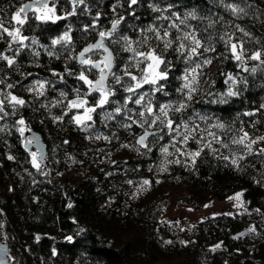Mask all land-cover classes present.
Instances as JSON below:
<instances>
[{
    "label": "trees",
    "instance_id": "1",
    "mask_svg": "<svg viewBox=\"0 0 264 264\" xmlns=\"http://www.w3.org/2000/svg\"><path fill=\"white\" fill-rule=\"evenodd\" d=\"M28 1L0 0V32L20 27L28 37L23 48L7 33L0 38V54L14 60L0 59V238L15 264H264V64L249 59L261 51L264 60V0H54L65 19L41 22L29 12L21 27L12 17ZM233 4L244 11L234 14ZM115 20L120 24L104 37L115 54L113 95L77 125L70 101L95 107L100 99L78 79L84 72L95 80L99 70L79 64L77 54ZM65 32L70 40L53 45ZM192 36L200 41L196 54ZM231 43L243 45L241 61ZM152 50L167 62L160 66L167 78L125 91L145 75L147 62L137 67L136 53ZM102 56L99 49L88 59ZM11 96L24 105L13 107ZM22 126L40 132L47 146L39 169ZM146 129L158 132L143 147L138 137ZM245 133L243 144L233 143ZM237 193L240 209L163 231L170 202L200 208Z\"/></svg>",
    "mask_w": 264,
    "mask_h": 264
},
{
    "label": "snow or ice",
    "instance_id": "2",
    "mask_svg": "<svg viewBox=\"0 0 264 264\" xmlns=\"http://www.w3.org/2000/svg\"><path fill=\"white\" fill-rule=\"evenodd\" d=\"M73 4H76V3H83L84 0H72ZM131 4H136L137 3V0H130ZM227 7L235 14V13H238V12H243L244 9L242 8H239L237 5H227ZM156 11H158V9H154ZM29 12H32L33 14V17L36 19V20H39L41 22H52V23H55L56 21H59V20H63L65 19L64 16H58L55 14V5H54V0H53V6L52 7H49V0H30V3L28 4H24L22 7H20L15 15L12 17V19L18 24L20 25L21 27L23 25H25L28 21V13ZM75 14V9L73 10V12L69 13L68 15H74ZM189 15H192L191 13ZM193 18H195L193 16ZM181 23H184V21H181ZM120 24V20H115L113 21L112 23V30L109 31V32H100L99 35L101 37H106V36H111L113 34V32L116 30L117 26ZM173 27H176V25H172ZM0 28H2V23H0ZM241 31H243L241 29ZM3 33H7V35L9 37H11V39L15 42H17L21 48L24 47L23 45V41L28 39V37H23L21 36L20 34V27H17L15 29H13L12 31H9L7 28H3V32H0V38H2L3 36ZM168 33L165 32V36H167ZM159 38V37H158ZM185 39H188L189 38V35L188 34H185ZM125 40H127V38L125 37L124 38ZM193 43L196 45V47H193L191 48V54H196L197 53V48L200 47V41L198 39H196L194 36L191 37ZM70 40V36L67 32H65L61 37H59L58 39H54L52 41V44L55 45V44H59L61 43L62 41L64 42H67ZM33 43H35V41H33ZM171 46V42H167L165 44V47H170ZM103 47V42L101 41L100 43H97L95 45H91L90 47L88 48H85L80 54V59H79V62L80 64L82 65H89V71H91L92 68H97L100 70V77L98 80H96L95 82L91 81L88 79V77L84 74V72H81L80 75L78 76V79L83 81L85 84L89 85L90 86V89L89 91L90 92H99L100 93V99L98 100V102L96 103V106L95 107H88V108H85V113L84 115H77V116H74L73 117V120L74 122L77 124V125H83L84 122L86 120H91L92 119V116H91V113L94 112L96 110V107H103L105 104H107L109 102V96L113 95V92L110 90V89H106L105 88V84H104V81L107 79V74L105 73V69H108L109 71L111 70V67H112V57H111V54H109L107 57H105V61H103V67H101V63H98V62H94V61H91L89 59H85V53L91 51L93 48H101ZM181 48L184 47L183 44H181L180 46ZM238 48L240 49V51L238 52ZM128 51H134L130 46L128 49H126ZM206 51L209 50V49H205ZM105 51H107V49H105ZM230 51L232 53V56L235 60L237 61H241L242 58H243V45H238L236 43H231L230 44ZM136 56H139L141 57L142 59L140 61L137 62V67H139V64L140 63H143V62H147V65H146V68L142 69L141 71H143L145 73L144 77H143V80L142 82H137L135 84L134 87H127L125 89V91L129 92V93H132V92H135L137 89H140L142 87V83H147V84H153L155 85L157 83V81L159 80H164L167 78V73L166 72H162V71H159V67L161 64H165L166 65V61L164 59H162L160 56H158L155 51H149V52H139V53H136ZM261 56H262V52L261 51H257L255 53H253L249 59L251 60H258L261 62V64H264V60H261ZM0 59H3L5 61H7V63L9 65H12L14 63V60L13 59H10L8 56H5V55H2L0 54ZM205 63H210V61H205ZM197 67H199V65H197ZM256 69L253 68L252 71L254 72ZM192 72L194 73L195 72V69H192ZM69 74H72V73H69ZM126 76H131L132 80H137V77L136 76H133L131 72H128V71H125L124 73ZM55 75V73H54ZM117 83H120V78H115ZM183 79L185 81H187L189 79L188 75H185L183 77ZM193 80L195 79V77L193 76L192 78ZM229 79L231 80L232 77H229ZM11 87V86H9ZM41 87H43V85H41ZM184 88H188V89H191V91H194L195 89L192 88V85L191 83H186L184 85ZM157 91H161L162 90V87L161 88H157L156 89ZM181 91H183V89H180ZM191 91L189 92L188 94V99H191ZM63 95V94H62ZM228 95L230 96H235L237 95L236 92H233V91H229L228 92ZM11 102L13 103V107H15L16 105H24L25 101L22 100V99H18L16 96H11ZM129 99H131V97H129ZM144 99V96L141 95L140 98L136 99L134 101V103L136 104H141V102L143 101ZM223 102V101H222ZM87 101L86 100H82L80 99L79 97H77L76 100H72L70 101V108H83L85 107ZM2 104H3V101H0V112H3V107H2ZM185 107V105H181L180 108H183ZM264 107V106H262ZM180 108L176 109L177 111L180 110ZM117 112L120 111L119 108L116 109ZM147 111L149 113L152 112V108L149 107L147 109ZM163 111V109H162ZM166 115V112L164 113ZM4 115H7V113H4ZM143 115V113H142ZM248 115H251V113H248ZM2 118V117H0ZM157 119H159V117H157ZM155 122V121H153ZM19 124L23 125L24 124V121L23 120H20L18 121ZM171 121H169V126H171ZM219 127H223V125H219ZM23 131L24 129L21 128L20 129V132L21 134H23ZM148 135V133L146 132L145 133V136H142L139 140V143L140 144H144V141H145V138L146 136ZM247 138V133L244 134L243 137H241L239 140H234L233 143H240V144H243L244 143V140ZM186 139V137H185ZM261 140H264V137H261L260 138ZM32 141H28V143H31ZM252 143H255V141H253ZM247 147L249 148V151L251 150V144H248ZM164 151H167V149H164ZM262 152H264V149L261 150ZM200 153L199 152H195V153H192V156L195 157V156H198ZM31 156H32V164L34 167H36L37 169H39L40 167V164L38 162V157H37V153L36 152H32L31 153ZM9 159H12V157H9ZM227 159V158H225ZM233 164L236 163L235 160L232 161ZM145 184L148 183V181H144ZM242 195V193H237L236 194V197L234 198H230V199H237L239 200L240 196ZM71 206V205H69ZM249 231H254V229H249ZM243 235V234H242ZM69 239H71L69 237ZM216 247H219V245H217ZM0 264H3L2 261H0Z\"/></svg>",
    "mask_w": 264,
    "mask_h": 264
},
{
    "label": "rangeland",
    "instance_id": "3",
    "mask_svg": "<svg viewBox=\"0 0 264 264\" xmlns=\"http://www.w3.org/2000/svg\"><path fill=\"white\" fill-rule=\"evenodd\" d=\"M49 7L51 6L49 5ZM239 51L240 49L238 48V52ZM155 53L158 56H160L156 51ZM159 71H160V67H159ZM91 81L94 82V80H91ZM0 101H2L1 98H0ZM3 105L4 103L2 104V107ZM88 107L90 106L86 104L85 107L83 108H77L78 115H84L85 108H88ZM0 116H1V112H0ZM22 128L24 129L23 132H25V130L27 129L26 126H22ZM32 152L37 153L38 162L39 164H41L38 152L35 149H33ZM141 175H145V172L144 171L141 172ZM234 197H236V195L230 198H234ZM230 198L226 200H216L215 199L212 202L200 208L181 204L178 201H172L164 207L163 213L161 215V222H163V225H164L163 231L173 232L180 227H191L193 226V224L197 223L199 220H201L207 215H214L220 212L232 211V210L240 209L241 207L244 206L242 196H240L239 200L230 199ZM10 260L12 264H15L16 259L14 258V254L12 253L10 255Z\"/></svg>",
    "mask_w": 264,
    "mask_h": 264
},
{
    "label": "water",
    "instance_id": "4",
    "mask_svg": "<svg viewBox=\"0 0 264 264\" xmlns=\"http://www.w3.org/2000/svg\"><path fill=\"white\" fill-rule=\"evenodd\" d=\"M30 3V1L26 2L25 4H28ZM111 30H112V27H111ZM103 42V47L101 48H93L91 51L85 53V59H88V55L91 54L92 52L96 51V50H103V56H102V59L101 60H98V61H94V62H98V63H101V67L103 65V61H105V57H107L109 54H111V57H112V67H111V70L109 71L108 69H105V73L107 74V79L104 81V84H105V88L106 89H110V86H109V77L112 73V71L114 70V67H115V54L112 50V48L107 44V42L105 41V38L104 37H101L99 36L95 41L93 42H90L86 45H84L81 50H79L78 54H77V62L80 64L79 62V59H80V56L79 54L85 49V48H88L90 47L91 45H95L97 43H100V42ZM105 49H107V51H105ZM104 66V65H103ZM99 70V69H98ZM100 77V70H99V74L97 76V78L94 80V82L96 80H98ZM90 87L88 88L87 92L88 93H91L89 91ZM77 98L73 99V100H76ZM82 100H84V98H80ZM148 133V135L146 136L145 138V141H144V144H140L139 143V140L142 136H145V133ZM158 132V130H154V129H146L144 130L140 136L138 137V144L142 145L143 147H146V141L148 139V137L150 135H153V134H156ZM23 138H24V145L25 147L28 149V150H33L35 149L37 152H38V155H39V158H40V161L43 163L46 159V156H47V146L45 144V141L41 135L40 132L34 130V129H31V130H26L24 133H23ZM28 141H32L31 143H28ZM248 233V229L245 228L241 231H239L236 235L238 237H243L244 235H246ZM243 234V235H242ZM10 255H11V250H10V246L8 244L7 241L3 240L0 238V261L3 262V264H12L11 263V260H10Z\"/></svg>",
    "mask_w": 264,
    "mask_h": 264
}]
</instances>
